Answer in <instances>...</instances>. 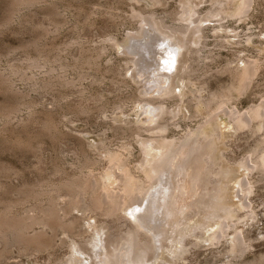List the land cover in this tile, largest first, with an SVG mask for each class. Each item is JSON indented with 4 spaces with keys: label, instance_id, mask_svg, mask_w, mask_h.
Listing matches in <instances>:
<instances>
[{
    "label": "rangeland",
    "instance_id": "obj_1",
    "mask_svg": "<svg viewBox=\"0 0 264 264\" xmlns=\"http://www.w3.org/2000/svg\"><path fill=\"white\" fill-rule=\"evenodd\" d=\"M218 1L224 6L221 15L225 18L203 22L202 37H183L174 73L166 82L173 89L171 95L181 94V100L159 98L152 76L154 59H158L156 43L163 40L151 32L141 35L139 16L153 12L167 24H176L178 17L173 18L172 13L183 3L205 12ZM238 2L0 0V264H60L70 259L74 241L89 243L97 236L105 239L108 234L125 233L130 225L126 219L98 215L77 204L70 207L71 201L79 200L75 195L78 183L100 181L109 166V152L124 158L134 178L144 176L141 165L146 146L166 150L197 127L207 111L218 109L212 104L196 108L186 100L194 94L206 97L230 90L235 85L233 69L245 61L255 65L249 84L241 95L232 91L233 96L221 108L224 113L244 115L264 106V0H249L243 15L230 16ZM186 72L191 76L186 77ZM157 97L174 113L160 119L167 125L160 139L154 132H145L142 127L147 125L138 119L139 109L149 107ZM220 124L223 138L216 145L215 165L222 171L226 170L223 167L231 169L224 200L236 207L225 238L215 242L195 235L184 237L186 252L176 258L173 251L181 248L176 241L180 235L172 232L166 216L156 222L164 229L163 239L161 236L152 255L140 257L142 264H264V170L250 162L260 152V131L256 132L255 125L235 130L223 118ZM242 161L252 168H240ZM241 179L249 190L245 195L237 187ZM108 187L114 189L115 184ZM185 196L182 200L188 201ZM240 196H244L246 208L238 206ZM68 205L70 214L66 213ZM49 207L55 208L60 219L54 213L49 215ZM152 213L158 216L157 210ZM25 219L30 226L21 224ZM20 227L24 242L14 230ZM4 228H9L5 237ZM234 233L247 246L242 255L230 253L229 238ZM94 244L87 247L91 256L97 253L99 264L98 252L104 251ZM118 248L117 257L126 262L122 255L128 245L122 242ZM83 255L77 253L76 257L88 262V255Z\"/></svg>",
    "mask_w": 264,
    "mask_h": 264
},
{
    "label": "bare ground",
    "instance_id": "obj_2",
    "mask_svg": "<svg viewBox=\"0 0 264 264\" xmlns=\"http://www.w3.org/2000/svg\"><path fill=\"white\" fill-rule=\"evenodd\" d=\"M248 4L249 0H239V2L236 4L235 9L232 10L230 16L240 17L241 15H243L247 9ZM221 6V2L218 1L209 9H206L205 12H203L193 7V5H191L189 2L183 3L182 6L178 7L177 10L172 13L173 18L178 17V19H174V21H177L176 24L174 22L172 24H167L164 21V18L158 17L153 12L148 15H144L141 11L142 16L140 15L139 17L141 18L140 24L142 26H139V33L146 36L147 33L151 32L159 38H162L163 40L160 44L156 43L158 44L156 46L158 53L157 55H155L158 56V59H154L156 67L154 69L155 73L153 72L154 74L152 76L154 85H156L154 91L159 94V98L170 96L172 97L171 99L174 98V101L177 103L181 100V94L176 96L171 95V90L173 89L171 87L170 90V88L167 87L168 84L166 82L169 80L172 73H174V65L177 59L176 57L178 54V50L184 45L183 37L188 36V34L192 35L193 37H202L204 31V26L202 27L203 22L211 21L214 18H217L215 20H219L218 22L222 21L225 16L223 18V16L221 15L224 14V10L221 9ZM221 28L223 27L220 26L217 29L221 31ZM197 44H199V42ZM200 51L202 50L200 49ZM171 68L173 69V71L170 72ZM234 69L233 74H231L233 75L232 77L235 85H232L233 87L230 90L226 92H224L223 90V93L219 92V94L211 93L206 97H202L200 96V94H194L193 97H190L186 100V102L190 104L194 102L193 105L196 106V108H198L197 106L199 105L207 108L212 104L218 108L217 110L207 112L205 111L206 113L204 114V117L200 121L198 126L191 130L189 129L190 131H188L182 138L179 137V139L173 141L166 150L154 144H150L145 147V158L141 165L144 176L140 178H134L131 175L130 170L126 166L123 160L124 158H122L119 154L109 152L107 156L109 166L106 168L104 172L105 174L100 181L98 180L96 182H93L91 180H86L83 183L79 182L80 184L78 183L77 186L73 184V186L75 185L76 187H78L75 195L78 196L79 200L71 201V203L69 204L71 205L70 207L74 205L76 207L77 204L84 209L91 210V212L94 211V213H97L98 215L100 214L108 218H121L122 221L126 219V221L130 222V225L129 227H127L128 229L126 228L125 233L121 231L123 232L122 238H120L122 234L121 232H119L117 234L115 233L116 235L108 234L105 239L97 236V240L93 239V241H89V243H85V241H74L73 252L70 259L60 264H97V253L94 251V254H92L94 258L91 259L92 256L89 253L90 248L87 247V244H92L93 242H96V245L94 244L95 248L100 247L99 249L104 251V253L97 251L101 256L99 257V264H142V256H144L145 254L152 255V253L154 252V248H156V244L158 245V242L159 244L161 243L162 240H160V238L163 234L162 231L164 229L160 230L162 226L160 224H156V222H160V219L165 220L166 216L171 220L172 232L180 235V238H177L176 241L179 246L181 245V248L178 249L179 247H175L177 248L173 251L175 257L183 252V244L185 246V243L182 240L184 239V237H189V235H195L200 239L206 238L209 241H219V238H225V228H229L230 226V224L228 223V219L234 214L236 207L234 206V204L228 203V201L231 202L230 200H226L227 203L224 200L225 193L229 188V186L227 188L225 182L227 183V175L231 173V169L223 167L226 170L222 171L215 165V161L217 159L216 145H219L220 140L223 138V132L221 131L222 128L220 127V120L222 118L225 120L227 119L228 123L231 124L233 129L235 130L255 125L256 132L258 133V131H260V152L255 155V157L250 162L252 164V167L254 166L255 168L264 170V106L251 110L244 115L236 114L234 112L224 113L221 108L222 105L226 104L230 96H233L231 95L232 91L239 94L240 92H243L246 85L249 84L248 82H250L249 79H251L252 75L254 74L255 65L254 63H252V61H245L243 66L238 67L235 70ZM186 73V77L189 75L191 76V74H188V72ZM154 80L157 81L155 82ZM239 94L237 95L239 96ZM157 98L156 100H153L151 102L152 105L157 106L158 104L159 106L150 107L152 106L150 105L151 103L149 104V107H144L143 105V107L139 109L140 112L138 114L140 116L138 119L141 122H145V125H147L145 127H142L144 128V130H146L145 132H154V134H156V136L160 139V134L163 133L165 128L167 129V125H165L164 121H161L160 119L163 118V114L166 115V113H174L171 110L164 108V106L162 105L163 100H160L159 98L157 100ZM147 102L149 103V101ZM147 102L145 100V103ZM223 108H225V106H223ZM246 166H248V168ZM239 167L245 171L252 168L246 161H242ZM105 181L110 182L106 183ZM243 181L244 180L242 179L239 180L237 182V187L239 189V192L242 193V195H245L249 190L245 186H243ZM109 184H115L114 189L109 188ZM69 187H71V185ZM183 194L187 195L185 196V198H189L188 201L182 200ZM87 196H89L88 201H83L84 197ZM227 198L228 197H226V199ZM243 198L244 196L238 197V206L246 208L245 205H243ZM175 203H177L178 205H175ZM53 208L50 209L49 207V215L54 216V214L56 213L54 212L55 208ZM209 208L211 209L209 210ZM70 210L72 209L70 208L67 212H64L70 214L72 212ZM153 210L158 211V216L157 214L155 216L154 213H152ZM148 213H150L152 219L148 218ZM248 215L245 218L248 219ZM253 215V213H250V216ZM192 217H195L196 220H194L192 223L185 222ZM57 218L60 219L58 215ZM204 220H206L207 222H205ZM166 221L168 224L169 220ZM16 222H18V224L21 223H19V221ZM5 223L6 222L4 220V224ZM8 223H6V225ZM21 224L26 226V219L25 224ZM63 225L65 224L63 223ZM16 227H18V225H16ZM107 227L108 226H106V228ZM8 229L9 228H4L2 230V234L4 237L6 235H4V233L6 232V230L8 231ZM16 229H20L21 231ZM16 229L14 228L16 233L18 232V238L23 239L24 237L21 227ZM98 232L99 231L97 230L95 231L97 235H99ZM237 234L234 233L232 237L229 238V250L230 253L241 252L242 255V250H246L247 246H245V244L243 245V240L241 241ZM35 239L37 240V242L39 241V238ZM161 239H163V236ZM122 242H125L126 245H128L127 250L122 255V258H125L126 262L120 261L116 255V252L119 250L118 246L121 245ZM201 242L202 241H199V243ZM185 252L186 250L183 252V254ZM77 253H81L84 255L86 254V256L88 255L87 257L89 261L83 262L82 260L78 259V257H76ZM131 255H133V257ZM253 263L254 262L248 264ZM258 263L259 262L257 261V264Z\"/></svg>",
    "mask_w": 264,
    "mask_h": 264
}]
</instances>
